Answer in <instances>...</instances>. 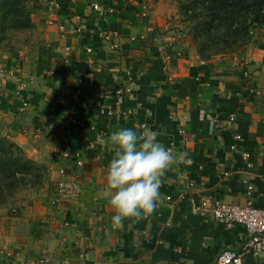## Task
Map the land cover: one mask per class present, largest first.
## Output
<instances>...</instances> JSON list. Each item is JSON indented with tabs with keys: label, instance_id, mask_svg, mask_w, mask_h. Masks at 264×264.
<instances>
[{
	"label": "crops",
	"instance_id": "1",
	"mask_svg": "<svg viewBox=\"0 0 264 264\" xmlns=\"http://www.w3.org/2000/svg\"><path fill=\"white\" fill-rule=\"evenodd\" d=\"M93 2L113 11L99 13ZM134 10L127 0H75L55 12L45 9L31 46L0 53V66L15 73L0 76L2 133L28 157L51 159L55 185L63 167L67 176L79 174L81 187L76 198L55 204L48 196L12 221L0 217L10 231L0 238V264H214L221 251L239 250L247 237L242 225L230 229L197 215L193 203L212 195L229 204H264V102L258 95L264 86V28L255 31L246 58L216 62L167 36L130 41L145 28ZM74 14L81 16L82 34L75 31ZM107 30L119 33L118 50ZM161 40L171 44L169 59L158 50ZM64 46L70 47L68 63ZM19 87L31 100L24 113L16 112ZM77 87L78 100L72 96ZM233 113L232 128L218 129L208 117L225 121ZM123 128L156 132L173 155L186 153L192 163H173L161 177L155 210L138 220L125 218L116 229L115 210L104 195L116 148L107 138ZM235 131L250 152L251 168L229 150ZM67 147L72 152L65 157ZM241 264H264V257L244 254Z\"/></svg>",
	"mask_w": 264,
	"mask_h": 264
},
{
	"label": "rangeland",
	"instance_id": "2",
	"mask_svg": "<svg viewBox=\"0 0 264 264\" xmlns=\"http://www.w3.org/2000/svg\"><path fill=\"white\" fill-rule=\"evenodd\" d=\"M127 1L134 7V15L143 23V31H147L148 35L153 34L160 39L167 36L170 43L180 40L194 48L204 60H231L238 63L249 53L250 44L256 36L255 31L264 28V11L259 19L255 18V12L247 13V19L242 25L223 19L215 21L207 9L210 0ZM249 4L252 9L257 10V0H250ZM45 9H49L48 0H0V53L19 52L31 46L37 38ZM149 37L139 43H144ZM158 45L164 46L165 58L169 59L167 48L171 44H165L161 40ZM261 89L263 90L258 95L264 102V86ZM0 135H5L1 129ZM26 156L28 157L27 154ZM31 159L42 166L41 181L35 185L27 181L20 182L13 193L3 196L0 199V217L4 216L12 221L9 218L16 217L21 210L32 205L33 201L54 195L51 159ZM3 220L0 218V238L10 235Z\"/></svg>",
	"mask_w": 264,
	"mask_h": 264
},
{
	"label": "built area",
	"instance_id": "3",
	"mask_svg": "<svg viewBox=\"0 0 264 264\" xmlns=\"http://www.w3.org/2000/svg\"><path fill=\"white\" fill-rule=\"evenodd\" d=\"M49 1V10L51 12H55L60 7L69 6V4L75 2V0H48ZM91 7L99 13L107 15L113 11L112 8L107 6H102L97 2H93ZM53 15V14H52ZM73 19L75 22V31L78 34H82L83 25L81 16L74 14ZM55 21L54 17L49 19V23H53ZM59 31L64 34L65 25L63 23L58 24ZM147 31L141 32L135 36L130 37V41L139 43L144 41L146 37H148ZM106 38L109 40L111 47L114 50H118L120 48V40L119 33L115 30H107ZM63 60L65 63L69 62V54L70 47L64 46L63 49ZM158 50L164 56V46L160 45ZM87 52H93V49L90 47L86 48ZM243 74L246 77H250V71L248 68H243ZM0 76H15V73L12 70H8L4 66H0ZM197 80H200V75L196 76ZM22 89L19 87L16 89L15 95L19 97V104L16 107V112L22 113L25 112L29 105H31V100L21 94ZM82 89L80 87L75 88L72 91V96L78 100ZM117 95L125 98V91L123 89H118L116 91ZM111 113V112H109ZM215 124L216 128L224 129V128H232V125L235 122L236 115L233 113L227 120L222 121L218 119L216 116L209 115L208 116ZM75 121V120H73ZM232 141L229 143V150L232 152L239 153L240 161L245 164L247 168L252 167V162L250 158V152L242 145V135L240 132H233ZM218 139H222V135H218ZM171 151V150H170ZM72 152V148L67 147L64 150L65 157H68ZM173 152V151H171ZM76 160L75 163L80 166L82 164V160L80 159V152L76 151L74 153ZM187 162H176L177 165L190 164L191 160L187 159ZM217 165L223 168L222 175L224 177L229 176V171L225 168V163L223 161H218ZM60 179L56 182L55 185V193L53 195V202L56 204L61 200L65 199H73L76 198L81 190L79 179V174H76L74 177H70L66 175L65 169L62 167L59 170ZM249 190L252 187L248 188ZM195 213L201 217L211 219L227 228H234L237 225L244 226L247 237L241 242L239 250L234 251L231 249H225L221 251L215 259L214 264H241L242 256L244 254L251 253L254 257L263 256L264 257V204L263 205H255L252 201H248L243 204H229L221 201L219 198L209 195L206 197H202L199 200H195L194 203Z\"/></svg>",
	"mask_w": 264,
	"mask_h": 264
},
{
	"label": "clouds",
	"instance_id": "4",
	"mask_svg": "<svg viewBox=\"0 0 264 264\" xmlns=\"http://www.w3.org/2000/svg\"><path fill=\"white\" fill-rule=\"evenodd\" d=\"M156 132L138 133L131 128L113 132L107 138L115 145L108 165L104 195L115 210L113 228L123 227L125 218L150 215L159 200L164 172L175 162H187V154H172L157 139Z\"/></svg>",
	"mask_w": 264,
	"mask_h": 264
},
{
	"label": "trees",
	"instance_id": "5",
	"mask_svg": "<svg viewBox=\"0 0 264 264\" xmlns=\"http://www.w3.org/2000/svg\"><path fill=\"white\" fill-rule=\"evenodd\" d=\"M249 1L210 0L207 9L215 21L223 19L242 25L247 19V13L255 12V18L259 19L264 11V0H257V10L252 9ZM41 168L40 164L26 156L23 148L15 141L0 135V199L13 193L20 182L27 181L32 185L39 183L42 179Z\"/></svg>",
	"mask_w": 264,
	"mask_h": 264
}]
</instances>
